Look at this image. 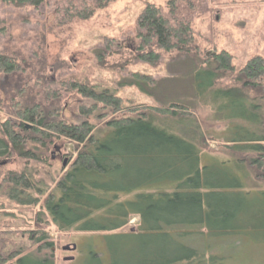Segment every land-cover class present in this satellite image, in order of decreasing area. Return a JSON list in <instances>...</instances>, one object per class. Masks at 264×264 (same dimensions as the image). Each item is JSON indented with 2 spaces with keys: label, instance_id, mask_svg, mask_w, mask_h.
I'll use <instances>...</instances> for the list:
<instances>
[{
  "label": "trees",
  "instance_id": "16d2710c",
  "mask_svg": "<svg viewBox=\"0 0 264 264\" xmlns=\"http://www.w3.org/2000/svg\"><path fill=\"white\" fill-rule=\"evenodd\" d=\"M113 1L77 0V4H68L59 11L61 20L87 21ZM199 1L169 0L165 10L146 3L136 20L137 48L125 50L105 39L94 58L101 67L122 69L134 60L152 64L163 54H186L193 58L192 67L196 62L207 65L213 86L238 87L240 107L244 102L255 115L248 118L251 124L247 137L230 139L224 147L234 156L233 165L243 178L225 163L200 165V148L206 147V140L194 112L183 103L125 105L107 88L72 79L65 82L68 89L93 103L89 109L80 108L84 118L104 111L98 116L104 121L103 136L97 137L87 120L67 124L58 119L55 94L41 103L17 106L18 125L8 121L0 124V160L37 162L56 140L72 145L68 168L53 187L35 180L38 172L32 174L25 167L1 175L0 191L6 188L7 200L16 204L19 212L32 216L28 210L38 206L40 211L33 221L37 225L45 214L59 232L108 234L105 243L110 264H213L217 261L214 257H205L179 243L177 238L185 234L181 228L202 226L212 235L246 226L264 230V59L253 57L237 71L225 51L209 56L201 52V60H197V53L192 54L196 48L188 13ZM43 2L0 0V6L37 9ZM20 71V61L0 52V73ZM135 76L146 79V84L153 83L150 76ZM196 83L195 79L191 81L194 87ZM249 176L256 188L260 187L253 190L254 195L247 190ZM161 186L171 188L139 193L134 201L120 200V195ZM132 216L139 217L137 230L119 232ZM3 233L7 239L0 240V264H54L51 255L41 254L52 248L46 233L32 228ZM9 235L18 243L10 241ZM25 235L26 241L37 247L36 254L19 244ZM93 256L89 264H100Z\"/></svg>",
  "mask_w": 264,
  "mask_h": 264
},
{
  "label": "rangeland",
  "instance_id": "374dc122",
  "mask_svg": "<svg viewBox=\"0 0 264 264\" xmlns=\"http://www.w3.org/2000/svg\"><path fill=\"white\" fill-rule=\"evenodd\" d=\"M167 1L115 0L97 10L89 20L75 19L69 23L61 20L59 11L68 4H77V0H44L37 9L0 6V28L4 31L0 33V52L20 61L22 69L8 75L0 73V124L4 121L17 123V106L41 103L55 94L58 96L55 105L58 119L67 124L87 120L94 126V134L103 136L106 129L104 121L98 116L104 111L84 118L80 108L89 109L93 103L68 89L65 82L72 79L107 88L121 97L125 105L183 103L194 112L206 140V147L200 148V165L225 163L228 169L243 178L233 165L234 156L224 147L230 139L247 137L251 124L248 118L255 115V111L245 106L244 102L240 107L238 87L213 86L207 65L196 62L192 67L193 58H188L186 54H163L158 62L152 64L134 60L122 69L101 67L94 58L105 39L113 40L125 50L134 51L139 45L135 25L140 11L146 3L165 10ZM194 8L188 13V18L195 38L196 50L192 49V54L197 53V60H201V52L209 56L225 51L231 56L232 65L237 71L253 57L264 59V0H201ZM136 74L150 76L153 83L146 84V79H138ZM194 79L197 82L195 87L191 85ZM54 145L61 147L60 154L53 151ZM43 153L40 161L27 164L16 158L0 160V164L6 163L0 165V177L8 171H20L26 167L32 174L38 172L35 180L43 181L47 188L53 187V183L68 168H62V161L67 160L69 165L73 155L72 145L59 139ZM247 182V190H252L250 195H254L253 190L260 187L256 188V182L250 176ZM170 188H142L120 195V200L134 201L139 193L167 191ZM5 189L3 187L0 191V240L7 239L3 233L6 230L23 232L32 228L46 233L52 248L57 249L52 258L54 264H89L94 259L93 255L97 256L100 264H110L105 243L108 234L79 233L74 230L59 232L45 214L41 218L42 223L37 225L33 221L40 208L31 207L28 211L32 216L19 212L17 205L7 200ZM6 225L9 229H6ZM138 226L139 217L132 216L128 225L119 232H135ZM194 227L181 228L180 232L185 234L177 238L180 244L192 249L194 242L196 246L203 238L202 235L199 240L194 238ZM9 237L10 241L17 242L16 237ZM26 237L19 244L36 254L37 247L30 245ZM258 238L257 241L264 244V235ZM71 245L77 248L70 254L74 260L64 262L62 258L68 253L62 251V247ZM41 254L51 255V251L46 250Z\"/></svg>",
  "mask_w": 264,
  "mask_h": 264
},
{
  "label": "crops",
  "instance_id": "0c3cea01",
  "mask_svg": "<svg viewBox=\"0 0 264 264\" xmlns=\"http://www.w3.org/2000/svg\"><path fill=\"white\" fill-rule=\"evenodd\" d=\"M192 232L198 240L200 235L203 236L196 246L194 242L193 249L205 257H214L217 261L213 264H264V244L257 241L258 237L264 235L260 227L246 226L225 234L212 235L206 233L202 226H196Z\"/></svg>",
  "mask_w": 264,
  "mask_h": 264
},
{
  "label": "flooded vegetation",
  "instance_id": "af4514ba",
  "mask_svg": "<svg viewBox=\"0 0 264 264\" xmlns=\"http://www.w3.org/2000/svg\"><path fill=\"white\" fill-rule=\"evenodd\" d=\"M13 124H16V125H18V121H17V123H13ZM53 151H55L56 153H58V154H60L61 153V147L60 146H58V145H54L53 146ZM51 159L52 160H54V156L51 154ZM63 162H66V166L65 167H63L62 166V168H66L67 166H68V162H67V160H64V161H62V164H63ZM6 163L5 162H2L0 165H5ZM77 250V248H75V250L74 251H72V252H67L68 254L67 255H65L63 258H62V260L64 261V259L65 258H69V257H72L70 254H72L73 252H75ZM56 252H57V249L56 248H51V257L53 258V257H55V254H56ZM74 258V257H73ZM70 263V262H69Z\"/></svg>",
  "mask_w": 264,
  "mask_h": 264
},
{
  "label": "water",
  "instance_id": "95a60500",
  "mask_svg": "<svg viewBox=\"0 0 264 264\" xmlns=\"http://www.w3.org/2000/svg\"><path fill=\"white\" fill-rule=\"evenodd\" d=\"M25 127L29 128L30 126L29 125H25ZM62 166L65 167L66 166V162H63ZM75 248H76L75 245L65 246V247H62V251L72 252V251L75 250ZM73 259H74L73 257L65 258L64 262H71V261H73Z\"/></svg>",
  "mask_w": 264,
  "mask_h": 264
}]
</instances>
